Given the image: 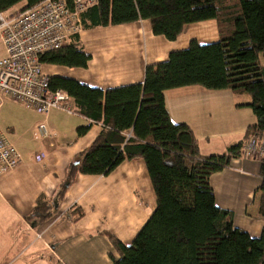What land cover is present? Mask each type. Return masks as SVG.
Masks as SVG:
<instances>
[{
	"label": "trees",
	"instance_id": "1",
	"mask_svg": "<svg viewBox=\"0 0 264 264\" xmlns=\"http://www.w3.org/2000/svg\"><path fill=\"white\" fill-rule=\"evenodd\" d=\"M43 1L0 0V12L19 15ZM145 20L154 35L168 41H176L191 24L216 20L220 39L206 45L192 40L167 61L147 66L139 84L100 90L51 76L52 90L67 91L78 115L103 126L91 147L71 163L57 200L77 174L109 176L123 162L141 158L157 206L129 247L110 236L117 254H110L113 264H264V228L255 238L235 227L233 214L217 206L211 186V177L229 169L248 141L264 139V0H99L81 15L82 30ZM90 60L79 34L40 58L43 68L85 69ZM190 86L228 89L250 99L237 107L251 109L256 122L226 155H201L193 130L171 120L165 92ZM88 130L80 127L77 134ZM260 163L264 218V159ZM55 205L39 200L29 220H50Z\"/></svg>",
	"mask_w": 264,
	"mask_h": 264
},
{
	"label": "crops",
	"instance_id": "2",
	"mask_svg": "<svg viewBox=\"0 0 264 264\" xmlns=\"http://www.w3.org/2000/svg\"><path fill=\"white\" fill-rule=\"evenodd\" d=\"M79 35L91 57L88 67L44 66V71L100 90L143 83L147 66L167 61L192 40L206 45L220 39L216 20L189 25L176 41L154 35L148 20L81 30ZM249 101L228 89L201 86L165 92L171 120L193 130L203 156L226 155L231 146L245 140L256 117L251 109L237 106ZM7 102L25 108L5 101L0 118ZM27 111L33 120L19 119L7 129L0 125L21 156L20 165L0 177V264H113L110 254H117L110 236L129 247L157 206L145 161H125L109 176L77 174L57 200L71 163L91 147L103 126L58 109L48 115ZM41 123L47 125L49 136L39 140L35 130ZM84 126L89 130L78 136V128ZM29 139L37 142L32 145ZM260 171L259 161L239 158L211 177L217 206L230 211L235 227L255 238L264 228ZM39 200L57 204L49 210L56 214L43 223L29 220Z\"/></svg>",
	"mask_w": 264,
	"mask_h": 264
},
{
	"label": "built area",
	"instance_id": "3",
	"mask_svg": "<svg viewBox=\"0 0 264 264\" xmlns=\"http://www.w3.org/2000/svg\"><path fill=\"white\" fill-rule=\"evenodd\" d=\"M99 4V0H45L19 15L0 12V41L4 56L0 58V108L12 101L38 114L62 110L78 115L74 102L65 90H52L50 75L44 71L43 54L60 50L66 40L82 30L81 15ZM40 138L49 136L45 123L37 127ZM37 156V160L42 159ZM241 159L262 161L264 139H251L240 151ZM21 156L0 127V177L16 169Z\"/></svg>",
	"mask_w": 264,
	"mask_h": 264
},
{
	"label": "rangeland",
	"instance_id": "4",
	"mask_svg": "<svg viewBox=\"0 0 264 264\" xmlns=\"http://www.w3.org/2000/svg\"><path fill=\"white\" fill-rule=\"evenodd\" d=\"M5 54L4 52V46L2 42L0 41V58L3 57ZM31 110V109H27ZM26 108L20 107L18 105H14L10 102H7V105L3 108L2 116L0 118V125L2 127L6 128L10 125H13V123L17 122L19 119L20 120H33V115L27 111ZM34 111V110H32ZM37 113V112H36ZM3 128V129H4ZM232 130L236 131L237 128L235 126L231 127ZM37 130H35V138L40 140V137H38ZM242 140V139H241ZM17 141V140H16ZM28 142L36 143L37 140H28ZM19 144V142H18ZM33 145V144H32Z\"/></svg>",
	"mask_w": 264,
	"mask_h": 264
}]
</instances>
